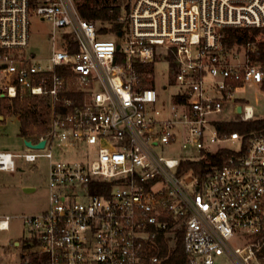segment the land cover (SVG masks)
Here are the masks:
<instances>
[{"label":"built area","instance_id":"obj_1","mask_svg":"<svg viewBox=\"0 0 264 264\" xmlns=\"http://www.w3.org/2000/svg\"><path fill=\"white\" fill-rule=\"evenodd\" d=\"M85 1L0 0V123L28 102L45 132L24 143H46L22 156L50 160L23 264H162L180 239L186 264H264V129L222 126L255 119L235 96L264 81L252 42L233 51L223 30L264 27V0H131L121 30L86 19ZM32 15L52 25L45 58L29 52ZM158 62L177 85L165 106ZM228 102L234 117H217ZM177 145L199 155L158 152ZM18 156L0 151V171Z\"/></svg>","mask_w":264,"mask_h":264},{"label":"rangeland","instance_id":"obj_2","mask_svg":"<svg viewBox=\"0 0 264 264\" xmlns=\"http://www.w3.org/2000/svg\"><path fill=\"white\" fill-rule=\"evenodd\" d=\"M102 1L120 4L124 9L131 2V0ZM29 28V52L40 58L47 57L52 48L49 40L52 32L51 23L41 19L38 15H32L29 20ZM257 40H264V31L257 36ZM252 47L257 49L254 42H252ZM247 48V45L237 44L232 47L233 51L242 54L246 52ZM153 81V85L159 93V102L164 103V106L169 104L173 94L177 91V85L175 74L167 63H155ZM165 85H167V88H165ZM235 97L240 103L252 105L255 119H264V89L261 86L248 84L239 88ZM20 105L27 106L28 102ZM231 106V102H228L226 112L217 114V117H234ZM33 131L30 136L37 138V134L45 132V123L37 124ZM24 138L25 136L21 134V121L17 115L7 116L6 121L0 123V151H9L20 155L15 157V170L0 171V214L13 216L10 229L0 231V264H23L22 248L16 246L15 242L17 240L23 242L26 239L25 237H30V235L22 217L42 212L49 203L50 160L47 157H39L34 162L27 161L22 155L31 151L26 148ZM158 152L175 157H180L181 154L191 157L199 155V152L195 149L182 151L179 145L169 146L164 150L159 147ZM55 154L58 157V153L55 152ZM24 187H33L34 190L26 192ZM177 247L173 242L168 245L167 253L164 255L166 258L163 259L162 264L175 249H178Z\"/></svg>","mask_w":264,"mask_h":264},{"label":"trees","instance_id":"obj_3","mask_svg":"<svg viewBox=\"0 0 264 264\" xmlns=\"http://www.w3.org/2000/svg\"><path fill=\"white\" fill-rule=\"evenodd\" d=\"M129 6V3L126 7ZM81 14L88 20L95 23H113V30H121L123 22L120 18L123 15L122 5L105 3L102 0H86L80 6ZM104 30V29H102ZM264 31V27L257 28H225V43L228 48L234 45H246L248 42L256 44V51L251 52L250 55L253 61L258 62L264 69V40L258 41L257 36ZM152 68L153 66L150 65ZM264 89V81L261 85ZM21 111V134L23 136H30L37 126L38 118L36 112L27 106L17 107ZM222 126L229 131H239L241 133H248L253 130L264 129V119H252L247 121L228 122ZM212 160L219 162L220 156H213ZM206 161L201 162V166L205 167ZM192 166V165H190ZM194 166V165H193ZM178 249L173 251L169 258L165 260L164 264H186V256L181 247V239L178 244ZM168 245L165 242L161 243L160 255H166Z\"/></svg>","mask_w":264,"mask_h":264},{"label":"water","instance_id":"obj_4","mask_svg":"<svg viewBox=\"0 0 264 264\" xmlns=\"http://www.w3.org/2000/svg\"><path fill=\"white\" fill-rule=\"evenodd\" d=\"M237 110L238 111H241L242 110V108H241V106H238L237 107ZM25 143H26V145L27 146H29V147H44V145H45V143H46V140L45 139H43V140H41L40 142H38L37 144H34L31 140H25ZM24 190L26 191V192H31V191H33L34 190V188L33 187H24Z\"/></svg>","mask_w":264,"mask_h":264}]
</instances>
